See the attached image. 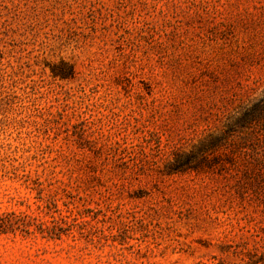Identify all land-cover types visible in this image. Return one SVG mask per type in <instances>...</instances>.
<instances>
[{
	"label": "rangeland",
	"instance_id": "obj_1",
	"mask_svg": "<svg viewBox=\"0 0 264 264\" xmlns=\"http://www.w3.org/2000/svg\"><path fill=\"white\" fill-rule=\"evenodd\" d=\"M262 89L264 0H0V264H264Z\"/></svg>",
	"mask_w": 264,
	"mask_h": 264
},
{
	"label": "trees",
	"instance_id": "obj_2",
	"mask_svg": "<svg viewBox=\"0 0 264 264\" xmlns=\"http://www.w3.org/2000/svg\"><path fill=\"white\" fill-rule=\"evenodd\" d=\"M261 93L264 95V89L261 90ZM235 118V121L240 122L243 127L239 136L240 141L233 140L228 134H222L221 138L213 141L207 148L203 147L199 159L207 158L210 155H218L219 149L226 147L249 151L254 159L264 163V103L258 105L253 112L245 109L243 112L238 113ZM252 122L258 124L257 128H249Z\"/></svg>",
	"mask_w": 264,
	"mask_h": 264
}]
</instances>
